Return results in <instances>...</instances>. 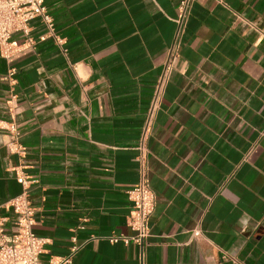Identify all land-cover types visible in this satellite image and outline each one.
Segmentation results:
<instances>
[{
  "label": "crops",
  "instance_id": "0c3cea01",
  "mask_svg": "<svg viewBox=\"0 0 264 264\" xmlns=\"http://www.w3.org/2000/svg\"><path fill=\"white\" fill-rule=\"evenodd\" d=\"M175 3L43 0L60 43L35 18L0 56V215L15 174L34 179L42 262L264 264V0H193L143 135L155 201L141 256L107 239L132 235L125 191Z\"/></svg>",
  "mask_w": 264,
  "mask_h": 264
},
{
  "label": "built area",
  "instance_id": "2783aa9c",
  "mask_svg": "<svg viewBox=\"0 0 264 264\" xmlns=\"http://www.w3.org/2000/svg\"><path fill=\"white\" fill-rule=\"evenodd\" d=\"M193 0H176V14L172 21L175 25L172 43L166 48L161 69L155 78L151 98L144 119L143 134L135 149L137 151V181L128 188L125 193L130 201V210L127 215V225L132 231L130 236H111L109 242L121 240L123 243L134 242L140 249L144 238L148 234V220L152 212L155 195L149 187L146 178V148L143 143V135L147 131L153 112L159 107L163 89L169 74L173 69L174 59L178 54L179 36L185 26ZM37 19L43 26L44 33L54 38L56 43L60 39L54 34L53 23L50 15L45 11L43 0H0V56L10 57L15 51V43L11 41L14 33L30 40L29 22ZM15 180L21 185V191L8 199L4 204L6 215H0V264H65L69 257L57 260L52 258L42 262L43 239L33 231L34 207L28 194V185L35 182L34 179L15 174ZM191 237L201 235L200 229L194 227L189 230ZM75 248V247H74ZM223 257L234 259L226 253Z\"/></svg>",
  "mask_w": 264,
  "mask_h": 264
}]
</instances>
